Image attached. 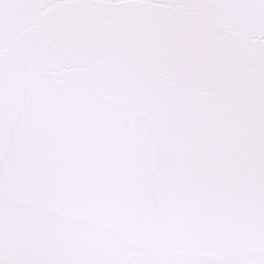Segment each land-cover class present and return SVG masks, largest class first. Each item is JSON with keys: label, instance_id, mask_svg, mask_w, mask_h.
Segmentation results:
<instances>
[{"label": "snow or ice", "instance_id": "snow-or-ice-1", "mask_svg": "<svg viewBox=\"0 0 264 264\" xmlns=\"http://www.w3.org/2000/svg\"><path fill=\"white\" fill-rule=\"evenodd\" d=\"M0 264H264V0H0Z\"/></svg>", "mask_w": 264, "mask_h": 264}]
</instances>
